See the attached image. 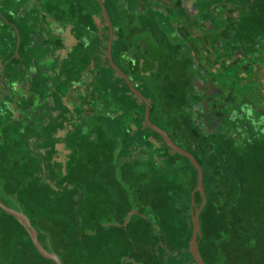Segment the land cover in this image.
<instances>
[{"label":"flooded vegetation","instance_id":"flooded-vegetation-1","mask_svg":"<svg viewBox=\"0 0 264 264\" xmlns=\"http://www.w3.org/2000/svg\"><path fill=\"white\" fill-rule=\"evenodd\" d=\"M167 13L0 0V264H57L20 210L62 264H256L214 219L227 191L224 219L264 240V107L226 94Z\"/></svg>","mask_w":264,"mask_h":264},{"label":"crops","instance_id":"crops-1","mask_svg":"<svg viewBox=\"0 0 264 264\" xmlns=\"http://www.w3.org/2000/svg\"><path fill=\"white\" fill-rule=\"evenodd\" d=\"M170 6L184 10L189 40L226 94L264 107V0H157L161 12ZM175 23L184 30L181 20Z\"/></svg>","mask_w":264,"mask_h":264},{"label":"water","instance_id":"water-1","mask_svg":"<svg viewBox=\"0 0 264 264\" xmlns=\"http://www.w3.org/2000/svg\"><path fill=\"white\" fill-rule=\"evenodd\" d=\"M218 176L221 179L222 183L224 184L221 173H218ZM226 193L227 191H225L221 196V203L218 208L217 216L214 219L215 230L220 234H222L227 241L231 242L236 247L245 249L248 255L251 258H253L256 264H264V240L260 238H256L252 233L238 230L233 220L224 219V215L226 213V209H225ZM260 193L264 194V188L258 191V194ZM132 212L133 211L129 213V217L131 216ZM13 214L26 227L39 253L46 258L55 260L57 264H62V259L56 253L48 251L43 246V244L38 238L37 229L31 224L27 215L22 210H20L19 212H13ZM196 237H197V231L195 230L193 237V250L198 257L199 255L197 252ZM201 264H203L202 261Z\"/></svg>","mask_w":264,"mask_h":264},{"label":"trees","instance_id":"trees-1","mask_svg":"<svg viewBox=\"0 0 264 264\" xmlns=\"http://www.w3.org/2000/svg\"><path fill=\"white\" fill-rule=\"evenodd\" d=\"M235 211H236V209H234V208H228V216H231V217H236V215H235ZM246 211V209L245 208H242V212H245ZM257 233H259V232H256V234ZM260 234V233H259ZM32 247H33V249L35 250V252L37 253V255H39V253L37 252V250H36V248H35V246L32 244ZM40 256V255H39ZM42 259H44L42 256H40ZM36 261V263L37 262H39V261H37V260H35ZM40 263V262H39ZM118 264H122V263H119L118 262Z\"/></svg>","mask_w":264,"mask_h":264},{"label":"rangeland","instance_id":"rangeland-1","mask_svg":"<svg viewBox=\"0 0 264 264\" xmlns=\"http://www.w3.org/2000/svg\"><path fill=\"white\" fill-rule=\"evenodd\" d=\"M166 14H168V13H166V12H161V14H160V23H162V24H164V25H167V21H166V19H167V17H166ZM169 25V24H168ZM173 26H165V28H166V30H168V31H171L173 28H172ZM177 40V39H176Z\"/></svg>","mask_w":264,"mask_h":264}]
</instances>
